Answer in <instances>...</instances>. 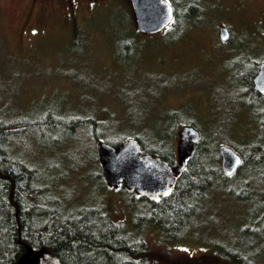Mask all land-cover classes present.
<instances>
[{
	"label": "rangeland",
	"instance_id": "rangeland-1",
	"mask_svg": "<svg viewBox=\"0 0 264 264\" xmlns=\"http://www.w3.org/2000/svg\"><path fill=\"white\" fill-rule=\"evenodd\" d=\"M169 1L180 11V18L168 26L184 27L179 38L167 32H139L131 19V0H75L71 5H76V21L69 19L70 8L64 3L33 7L32 0H0L3 113L24 125L38 120L71 122L65 128L25 126L16 133L18 154L46 171V184L57 182L64 202L99 200L111 205L116 220L137 229L149 247L158 249L154 254L162 260L150 264H172L174 256L181 264H214L217 259L264 264V164L246 166L230 180L238 197L220 187V197L213 195L190 237L163 238L162 243L159 229L147 221L148 202L106 186L99 176L94 133L121 140L145 129L149 142L160 140L167 148L175 140L177 150L180 130L192 124L217 149L226 144L243 156L250 147L264 145V104L236 79L238 71L251 76L264 61V0ZM189 8L200 13L183 20ZM114 16L125 20L111 33L90 25ZM126 18L131 19L129 26ZM75 24L77 41L68 49ZM87 25L90 41L84 36ZM222 26L234 36L230 41L221 40ZM161 59L172 75L159 70ZM148 110L150 116L142 121ZM90 118L96 125L84 129L82 120ZM246 195L249 199L243 200Z\"/></svg>",
	"mask_w": 264,
	"mask_h": 264
},
{
	"label": "trees",
	"instance_id": "trees-1",
	"mask_svg": "<svg viewBox=\"0 0 264 264\" xmlns=\"http://www.w3.org/2000/svg\"><path fill=\"white\" fill-rule=\"evenodd\" d=\"M74 1L62 0V3L70 8L69 19L74 17L76 21L77 16L74 11L76 5H71ZM174 7L175 18H180V11L176 5ZM188 10L184 13L183 20L195 17L200 13V9L192 11L189 8ZM131 19L136 24L134 16ZM123 20L125 19L116 16L114 19L103 18L96 24L90 22V25L92 27L94 25L104 26L107 31H110L117 22ZM130 20L126 18L128 26ZM88 26L84 29V36L87 40H89L88 33L90 30ZM128 26L125 30L129 28ZM77 31L78 26L75 24L72 36L69 38L68 49L72 46L71 42L77 41L75 36ZM127 31L130 32V30ZM164 32H167L171 37L179 38L184 32V27L181 29L172 25L158 34L141 33L145 36H156ZM104 40L107 44L110 43L108 39L105 38ZM111 41L113 48L115 38L113 37ZM142 46L141 44V48ZM63 48L64 42L59 44L61 51ZM141 50L138 54L142 52ZM114 55L116 58L119 56L115 51ZM160 62L162 63L159 68L160 71L169 76L174 73L163 69L166 61L161 59ZM261 63L251 76H242V72L238 71L236 79L239 83L249 86L264 104V94L260 93L254 84V78ZM2 105L0 94V264H18L30 249L34 252L51 251L60 258L63 264H150L156 260H162L158 254H154V252L158 253V249L149 247V242L140 236L137 229H132V226L115 219L111 205H103L99 200H93L94 204H90L89 201L83 203L64 202L61 200L59 192L56 191L57 182L54 181L51 184L48 181L46 184V171L40 168L41 166H38L36 161L33 163L23 159L18 154L16 133H19V130L23 131L25 126L43 125V127L65 128L70 127L71 122L38 120L25 122L27 125L18 124L17 121L10 120L3 113ZM56 108L61 111L59 106L56 105ZM150 114L149 110L146 111L141 117L142 121ZM95 122L92 118L82 120L84 129L88 128L90 123L96 125ZM198 129L200 130V128ZM143 131L133 132L131 136L121 140H109L97 133L93 134V138L98 142L101 139L113 146H119L129 138H136L142 146L143 153L160 156L170 164L176 165L175 140L174 144L171 141L169 147L166 148L163 141L154 139L149 142V134L143 133ZM160 132L158 135H165V133ZM211 146H214V149H210ZM216 147L213 143H208L201 133L194 154L188 158L186 168L177 178L173 192L169 196H162L158 201L130 191L124 185L119 187L121 190L148 202L147 207L150 216L147 221H151L150 223L154 225L153 228L159 229L160 243L163 242V238L176 241L190 237L192 233H195V230H190L194 228L198 217L206 214L207 206L212 202L213 195L219 196L220 193L217 191L220 187L223 186L222 190L226 187L232 195L238 197L239 195L230 187V180L239 176L246 166L264 164V145L259 144L250 147L243 156L238 152L243 157V164L236 174L228 176L222 168L220 151ZM65 173L63 172V174ZM99 176L104 184L109 186L102 178L103 174L100 173ZM109 187L117 189L116 187ZM241 198L247 200L249 196L246 195ZM132 205L130 203V206L134 207ZM145 223L146 219L145 222H139L140 226ZM254 243L255 241L252 244ZM235 260V263L229 264H249L245 260ZM169 262L172 264L182 263L180 258L175 256ZM201 262L205 264L204 260ZM216 262L227 264L221 262V259H217Z\"/></svg>",
	"mask_w": 264,
	"mask_h": 264
},
{
	"label": "water",
	"instance_id": "water-1",
	"mask_svg": "<svg viewBox=\"0 0 264 264\" xmlns=\"http://www.w3.org/2000/svg\"><path fill=\"white\" fill-rule=\"evenodd\" d=\"M137 29L145 34L162 32L175 19V7L169 0H131ZM230 30L226 26L220 29V38L227 41ZM256 89L264 94V61L254 78ZM201 138L200 130L194 125H185L179 132L177 146V164L172 165L162 157L143 153L136 138H129L119 146H113L103 140L97 145L102 174L105 182L112 187L124 185L143 197L160 200L169 196L177 178L186 168L187 160L195 151ZM221 164L228 176L237 173L243 164V157L226 144L219 146ZM18 264H63L51 251L34 252L29 250Z\"/></svg>",
	"mask_w": 264,
	"mask_h": 264
},
{
	"label": "flooded vegetation",
	"instance_id": "flooded-vegetation-1",
	"mask_svg": "<svg viewBox=\"0 0 264 264\" xmlns=\"http://www.w3.org/2000/svg\"><path fill=\"white\" fill-rule=\"evenodd\" d=\"M54 2V3H53ZM59 4L60 5V3H62V0H32V3H31V6H33V7H36V6H44V5H51V4ZM32 8V7H31ZM30 12L28 13V20H27V22H26V26H28L29 24H30V22H31V19H30ZM223 27V26H222ZM156 34H158V33H156ZM234 36H232V34H231V31H230V37H229V39L227 40V41H230L232 38H233ZM223 42H225V41H223ZM206 256V255H205ZM208 258V257H207ZM201 262V261H200ZM207 262H209L208 260H207ZM208 264V263H207ZM214 264H218V262H216V263H214Z\"/></svg>",
	"mask_w": 264,
	"mask_h": 264
}]
</instances>
